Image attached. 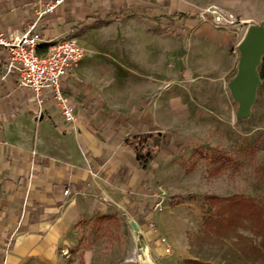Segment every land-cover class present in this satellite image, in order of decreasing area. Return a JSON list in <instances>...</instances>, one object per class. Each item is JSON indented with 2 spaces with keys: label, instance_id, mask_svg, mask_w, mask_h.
<instances>
[{
  "label": "crops",
  "instance_id": "1",
  "mask_svg": "<svg viewBox=\"0 0 264 264\" xmlns=\"http://www.w3.org/2000/svg\"><path fill=\"white\" fill-rule=\"evenodd\" d=\"M142 6L68 0L38 26L39 53L65 34L93 50L62 81L76 119L69 130L46 91L37 117V98L7 73L0 51V264L55 260L56 251L70 250L82 222L113 213L115 204L154 217L159 180L196 138L188 125L238 111L231 84L246 31L201 24L146 53L117 51V37L92 30L96 21ZM35 10L34 0H0V30H29ZM149 18L174 17L155 7Z\"/></svg>",
  "mask_w": 264,
  "mask_h": 264
},
{
  "label": "rangeland",
  "instance_id": "2",
  "mask_svg": "<svg viewBox=\"0 0 264 264\" xmlns=\"http://www.w3.org/2000/svg\"><path fill=\"white\" fill-rule=\"evenodd\" d=\"M142 1V7L119 19L96 21L92 30L117 37V51L131 47L152 53L161 38L170 44L193 26L215 27L202 19V12L207 19L212 10L234 14L239 24L230 30L264 24V0ZM155 7L174 17L172 22L151 20ZM263 67L262 60L259 74ZM260 78L254 103L243 116L239 108L230 109L212 118L217 122L188 125L196 138L176 153L170 171L159 180L162 203L155 206L154 217L115 204L113 213L81 223L68 252L59 249L55 260L29 258L23 264H148L143 261L146 248L154 264H184L187 259L196 261L186 264H264L263 238L254 232L259 217L240 200L232 206L230 222L220 217L227 199L238 195L255 203L264 218V75Z\"/></svg>",
  "mask_w": 264,
  "mask_h": 264
},
{
  "label": "built area",
  "instance_id": "3",
  "mask_svg": "<svg viewBox=\"0 0 264 264\" xmlns=\"http://www.w3.org/2000/svg\"><path fill=\"white\" fill-rule=\"evenodd\" d=\"M68 0H34L35 16L29 30L16 34L0 30V51H5L6 69L8 74L16 76L20 88L29 89L37 98V117L42 113V93H50L51 100L65 121V129L75 126L74 106L63 93L62 81L65 75L72 72L88 53L92 51L84 47L77 38L65 34L51 40L45 53H39L44 36L38 29L43 19L56 11ZM200 13L204 21L211 22L215 27L227 29L236 27L237 17L220 10ZM68 190L65 191V194ZM157 204L156 206H159ZM152 224V223H151Z\"/></svg>",
  "mask_w": 264,
  "mask_h": 264
},
{
  "label": "water",
  "instance_id": "4",
  "mask_svg": "<svg viewBox=\"0 0 264 264\" xmlns=\"http://www.w3.org/2000/svg\"><path fill=\"white\" fill-rule=\"evenodd\" d=\"M238 47V74L231 88L240 104L239 112L243 116L254 103L257 88L261 83L258 66L264 58V24L249 25Z\"/></svg>",
  "mask_w": 264,
  "mask_h": 264
},
{
  "label": "trees",
  "instance_id": "5",
  "mask_svg": "<svg viewBox=\"0 0 264 264\" xmlns=\"http://www.w3.org/2000/svg\"><path fill=\"white\" fill-rule=\"evenodd\" d=\"M180 17L181 18H187L188 15L181 14ZM263 61H264V58H263ZM260 74H261V76L264 75V67H263V73L261 72ZM136 137H138V136H136ZM136 137H133V138H136ZM214 198H216V200L220 201V199L218 197H214ZM227 200H228V203L223 207V209H222L223 214H221L220 217H222V218L226 219L228 222H230L231 218H232V215H230L232 206L234 205V203L236 201L240 200V202L242 204H245L246 206L249 207L248 209L251 212L252 216H254V217L257 216L261 220V225L259 224L260 226H258L257 228L255 227L254 228V232L257 235H261L262 236V238H263L262 245L264 246V218H262V213H261L259 207L256 206L255 203L251 202L249 199L239 197L238 195L229 197ZM195 261L196 260H193V259H187V260H184L183 262H184V264H186V263L195 262Z\"/></svg>",
  "mask_w": 264,
  "mask_h": 264
},
{
  "label": "bare ground",
  "instance_id": "6",
  "mask_svg": "<svg viewBox=\"0 0 264 264\" xmlns=\"http://www.w3.org/2000/svg\"><path fill=\"white\" fill-rule=\"evenodd\" d=\"M143 253L145 255V260L143 259V261L148 264H154L153 259L150 255L149 249L146 248Z\"/></svg>",
  "mask_w": 264,
  "mask_h": 264
}]
</instances>
